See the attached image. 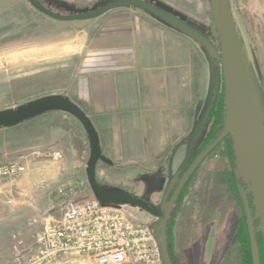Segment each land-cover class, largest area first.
<instances>
[{"label": "rangeland", "instance_id": "obj_1", "mask_svg": "<svg viewBox=\"0 0 264 264\" xmlns=\"http://www.w3.org/2000/svg\"><path fill=\"white\" fill-rule=\"evenodd\" d=\"M39 1L50 10H54L53 12L72 15L89 13L118 0ZM144 1L184 21L220 50L219 35L214 27L209 0ZM228 5L264 118V0H228ZM122 8L116 7L106 15L91 19L57 20L39 12L28 0H0V114L24 109L48 99L71 101L74 78L81 75L83 71L91 69L89 65L84 66L90 57L87 49L93 43L87 40L94 38L98 33L103 25L101 20L105 16L113 11L114 13L121 11ZM95 24L97 27L94 28ZM94 29L97 30L94 32ZM186 36L191 42H175V52L183 54L185 51L191 56L192 112L194 117H200L199 123L189 128L191 131L184 142L186 146L180 150L178 153L180 156L177 155L175 159L159 158L151 161V166L150 161L139 160V163L126 167L125 171L119 168L116 169L118 173L111 175L114 180H117L114 182L119 181V184L131 194L143 193L139 189L141 183L152 188L155 187L157 180V187L164 186L163 190L170 186L166 192L167 198L162 200L164 203L145 199L151 206L162 209H165L169 203L170 195L179 184L185 168L209 143L205 138L209 126L205 125L207 111L215 97L216 84L220 89L222 87L219 76L221 64L211 59L207 47L202 46L188 34ZM73 38L81 42H72ZM164 44L162 42V46ZM51 118L59 121V118L55 116ZM70 126L72 129L76 127L75 123H70ZM79 140L82 141L81 138ZM53 142V139L48 138L47 142L43 143L45 155L32 160L35 165L31 167H42L54 174L57 169H66L71 165L73 172L63 174L60 180L47 182L45 189L36 192V196L41 195L40 211L48 209L46 215L51 217L49 222L59 219L62 209L68 202L82 203L93 198L102 199L88 181L86 168L90 160L91 145L78 142L79 147L81 144L80 152L72 159L66 157L65 150L55 146ZM187 145H190V148L189 156L185 161ZM228 149V144L219 146L202 164H199L200 167L192 177L183 199L173 211L171 232L176 264H185L184 250L191 251L192 258L195 263H198L197 258L200 252H203L206 243L205 236L208 237L210 233L207 249L213 251L215 231L222 233L220 249L223 247V252L227 250L229 264H242L241 249L236 236L238 225L245 215L242 203H239L238 199L239 188H244V181L241 180L239 158L236 153L233 156L229 155ZM55 152H60L61 158L53 157ZM14 161L25 163L24 159H12L0 165ZM23 174L16 178L3 179L0 182V195L3 190L2 185L7 181L19 179ZM233 187H236L237 191ZM60 188H65V194L60 193ZM157 190L160 192L159 189ZM157 190H149V193L152 194ZM106 201L120 205L129 219L150 225L159 235L161 219L134 204ZM215 216L217 222L213 224ZM43 224H40L38 217H33L29 222L22 224L13 221L0 222V264L13 263V261L23 263V257H26L30 264V258L37 249L36 236ZM255 225L259 227V222ZM217 236L216 240H219L220 237ZM260 241L258 239L257 242L262 256L261 261L264 264V244ZM217 246L219 248L218 244ZM65 259L75 260L77 264H90L88 257L80 254L73 256L70 254L43 264H55Z\"/></svg>", "mask_w": 264, "mask_h": 264}, {"label": "crops", "instance_id": "obj_2", "mask_svg": "<svg viewBox=\"0 0 264 264\" xmlns=\"http://www.w3.org/2000/svg\"><path fill=\"white\" fill-rule=\"evenodd\" d=\"M119 7H123V10L105 16L98 33L87 40L93 43L87 49L90 57L84 66L89 65L91 69L74 78L72 100H65L77 104L90 118L97 132L100 145L95 168L97 182L108 190L127 191L111 177L118 173L116 169L123 168L125 171L126 167L139 163V160H148L151 166V161L159 158L175 159L186 146L184 142L191 131L189 128L199 123L200 117H194L192 112L191 56L185 51L183 54L175 52V42H191L186 38L187 34L142 8ZM109 11L111 9L99 16ZM72 42L81 41L73 38ZM52 116L59 118V121L52 120L55 119ZM70 123H75L76 127L72 129ZM48 138L53 139L52 144L65 150V156L72 159L80 152L82 143L91 145L83 124L62 110L45 111L20 122L0 126V164L12 159H24L26 166L25 173L19 179L2 185L1 223L13 221L22 224L33 217H38L41 225L50 221L51 217L46 215L48 209L40 211L41 195L36 196V192L45 189L47 182L60 180L63 174L72 173L73 167L70 165L62 171L57 169L54 174L42 167H31L35 165L32 160L45 155L43 143ZM78 142L81 143L80 147ZM90 148L92 153V145ZM189 148L190 145H187L185 161ZM140 185L143 193L133 194L159 202L167 198L166 192L170 188L168 186L163 190L164 186L157 187V180L152 188L144 183ZM154 189L160 192L149 193ZM215 222L216 216L213 224ZM210 234L205 236L206 243L197 258L198 263L192 258L191 251L184 250L185 264L230 263L227 250L223 252V247L220 249L222 233L215 231L213 251L207 249ZM217 235L219 240H216ZM88 259L90 264H94ZM22 261L8 264H29L26 257ZM55 264L77 262L65 259Z\"/></svg>", "mask_w": 264, "mask_h": 264}, {"label": "water", "instance_id": "obj_3", "mask_svg": "<svg viewBox=\"0 0 264 264\" xmlns=\"http://www.w3.org/2000/svg\"><path fill=\"white\" fill-rule=\"evenodd\" d=\"M39 12L57 20L91 19L104 12L119 6H132L147 10L159 16L183 33L188 34L213 54L221 63L225 77L226 114L227 125L222 133L216 137L209 146L201 151V154L190 164V167L181 178L173 195L165 209L156 208L134 194L126 191H112L104 188L96 177V166L99 159V138L90 118L83 110L63 99H48L24 109L0 114V126L20 122L27 118L36 116L49 110H62L76 117L85 127L92 145V153L89 160L87 174L92 189L102 199L109 201H120L141 207L149 214L161 219L159 232V245L163 254L165 264H173L170 256L167 228L173 205L181 195L194 174L196 169L222 141L232 134L238 153L242 173L252 191L255 204V214H252L249 200L244 197V210L247 218L252 264H261L260 249L257 234L264 237V118L257 92L249 70L245 54L240 44L237 31L231 19L228 0H209L212 7V19L216 32L219 35L221 55L217 53L211 42L199 31L179 20L173 14L163 11L154 5L142 0H118L103 5L94 11L85 14L63 15L53 12L39 2V0H28ZM259 222V227H256Z\"/></svg>", "mask_w": 264, "mask_h": 264}, {"label": "built area", "instance_id": "obj_4", "mask_svg": "<svg viewBox=\"0 0 264 264\" xmlns=\"http://www.w3.org/2000/svg\"><path fill=\"white\" fill-rule=\"evenodd\" d=\"M60 152L53 157L61 158ZM26 171L19 161L0 165V182ZM65 188L59 191L65 194ZM30 264H43L72 253L94 264H165L159 236L148 224L129 219L120 205L104 199L68 202L55 222L44 223Z\"/></svg>", "mask_w": 264, "mask_h": 264}, {"label": "trees", "instance_id": "obj_5", "mask_svg": "<svg viewBox=\"0 0 264 264\" xmlns=\"http://www.w3.org/2000/svg\"><path fill=\"white\" fill-rule=\"evenodd\" d=\"M211 45H213L212 42H211ZM215 50L217 51V53L219 55H221V47H220V50H218L215 47ZM210 55H211V59H213L214 61L220 63V61L213 54L210 53ZM221 67H222V65H221ZM222 70H223V67L221 68V73H219V76L221 77V80H222L221 81L222 87L220 89L219 86L216 84V87H217L216 88L217 89L216 90V94H215V97H213L214 99H213L212 104H211V106L209 108V111H207V116H206V122H205L206 124L205 125L207 126V124H208L209 126H208V130L206 132V137L205 138H206V142L209 141V143L202 150H204L213 141H215L216 137H218L222 133V131L225 129V127L227 125L226 124L227 123V114H226V111H225L226 110V98H225L226 94H225V84H224L225 83V77H224V73H223ZM224 144H228L229 145V149H228L229 150V155L233 156V154L236 153V155L238 156V153H237V150H236V146H235V142H234V138L232 137V134H230L229 136H226V138L223 139V141L214 150H216L219 146L224 145ZM202 150L199 151L198 155L192 160V162L201 154ZM214 150H212V152L209 154V156L214 152ZM192 162H190V164H192ZM190 164H188V166L185 168L184 174L188 170V168L190 167ZM199 167L196 169V171L194 172L192 177H194V175L197 172V170L199 169ZM242 175H243V173H242ZM192 177H190V180L186 184V187L182 191V193L179 196V198L177 199L176 203L173 205L174 207H173L172 212L170 214V218H168L169 222H168V228H167V231H166L167 232V241H168L167 245L169 246V251H170V256H171L170 259H172V263L173 264H176V261H175L174 249H173V241H172L173 237H172V232H171L172 231L171 230V226H172V221H171L172 219L171 218L173 216L174 209L178 206L177 204H179L181 202V200L183 199L184 194L186 193L185 191L187 190L188 185L190 184V182L193 179ZM241 180L244 181L243 182L244 183V188H239L240 194L239 195L237 194L239 196V198H238L239 201H240L239 203H242V206L244 208V203L243 202H244V197H246L249 200L248 203L250 204L252 214H254V212H255V204L253 202L254 200H253L252 191L249 188L244 176H242ZM234 183L236 185V181L235 180H234ZM236 187H237V185H236ZM236 187H233L234 190L237 189ZM173 191H175V189ZM173 193L174 192L171 193L170 199H171ZM250 198H252V199H250ZM247 228H248L247 218L244 215L243 219L240 221V223L238 225V232H237L238 234L236 236V239L238 241L237 243L239 244V247L241 249L242 264H252V254H251V247H250V242H249L250 238H249V232H248ZM258 239H260L261 240L260 242H262L264 244V237H263V235L261 233L257 234V241H258ZM261 258H262V256H261ZM261 264H262V261H261Z\"/></svg>", "mask_w": 264, "mask_h": 264}]
</instances>
